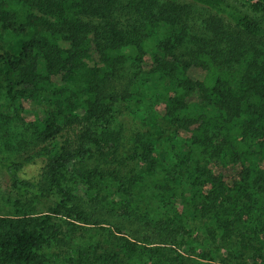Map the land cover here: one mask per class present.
<instances>
[{
  "label": "trees",
  "instance_id": "16d2710c",
  "mask_svg": "<svg viewBox=\"0 0 264 264\" xmlns=\"http://www.w3.org/2000/svg\"><path fill=\"white\" fill-rule=\"evenodd\" d=\"M194 4L213 13L208 26L214 33L211 42H218L209 50L197 46L194 55L183 58L179 50L187 31L176 27L187 25L182 18ZM128 7L132 17L123 18ZM251 7L264 14V0H254ZM0 24L26 34L16 54L0 55V67L12 76L6 95L13 102L20 104L18 93H33L41 69L63 71L58 72L62 82L71 80L81 88L63 103L59 119L46 121L36 132L29 149L16 158L0 157L5 187L16 204L50 202L52 214L81 218V210L49 196L45 183L59 186L60 173L71 160L88 155L86 142L96 140L87 137L88 123L106 116L123 92L103 66L115 63L109 61L112 51L128 50L145 74L142 92L133 99L144 106L146 118L153 124L179 123L176 144L164 159L183 177L169 181V190L177 216L198 220L204 237L199 249L187 240L183 251L173 254L165 246H150L148 235L141 243L122 238L125 264H264V23L228 0H0ZM34 98L47 100L39 92ZM67 103L75 105L77 114ZM209 121L216 124L212 135L202 126ZM143 147L138 157L148 161L151 146ZM186 191L197 199L186 203ZM15 212L0 215V264H41L37 251L55 232L51 215L35 216L21 207ZM232 230L239 240L222 261L218 244L231 240ZM210 242L218 246L205 251ZM139 252L146 254V262L134 260ZM88 260L84 251L78 252L77 264ZM106 260L118 264V253L92 264Z\"/></svg>",
  "mask_w": 264,
  "mask_h": 264
},
{
  "label": "rangeland",
  "instance_id": "374dc122",
  "mask_svg": "<svg viewBox=\"0 0 264 264\" xmlns=\"http://www.w3.org/2000/svg\"><path fill=\"white\" fill-rule=\"evenodd\" d=\"M228 1L254 20L264 23V14L251 7L254 0ZM128 10L129 7L120 15L123 18L132 17ZM212 16L213 13L205 7L191 5L182 18V22L185 21L187 25L176 27L183 34L187 31L185 41L180 45L181 57L190 58L199 50L197 46L205 47L200 48L204 50L216 47L218 41L211 42L214 33L208 26ZM123 23H127V20ZM24 34L9 31L0 24V55L16 54L15 46L25 41ZM196 35L198 38L194 39ZM202 37L208 38L210 42L203 41L200 39ZM255 41L261 44L260 39ZM89 53L95 59L98 57L91 51ZM36 57L39 63L44 60L41 54ZM108 57L109 61L115 63L110 62L107 66V62L103 68L113 72V86L123 92L110 104L111 111L106 116L91 119L88 123L87 137L96 139L86 142L88 155L71 160L60 173L59 186L45 183V191L49 196L57 201L65 199L69 206L82 211L81 218L66 219L52 214L50 202L29 199L16 204V198L7 192L4 174L0 169V215L15 214V209L19 207L23 212L35 216L51 215L49 224L55 232L46 236L47 240L37 251L41 264H77L79 251H84L89 257L87 264L114 252L118 253V264H125V250L122 249L124 239L141 243L142 237L148 235L150 246H165L173 254L176 249L183 251L182 243L189 242L187 240L199 249L204 237L200 234L198 220L186 222V219L177 216L179 212L175 210L178 206L174 204L173 193L169 190V181L183 177L178 167L164 159V153L176 144L174 137L179 123L164 120L153 124L146 118L144 106L133 99L134 93L142 92L145 74L139 71L136 57L130 51H112ZM40 72V80L32 94L16 95L19 104L6 95L7 78L12 76L0 67L1 158H16L29 149L36 132L44 128L46 121L59 119L63 103L71 100L76 95L74 93L81 89L71 80L68 84L62 82L58 72L63 71L41 69ZM239 82L237 80L234 85L237 87ZM38 92L44 93L47 100L35 99L34 95ZM65 105L72 108V114H77L75 105ZM215 125L214 121H209L202 126L208 135H212ZM144 143L151 146L148 161L138 157L144 152ZM224 149L230 150L228 145ZM189 183L185 185L191 186V180ZM190 194L186 191V203L197 199ZM231 233V240L218 244L222 261L227 257L226 252L234 251L239 240L238 233L235 234L234 230ZM218 245L210 242L203 248L207 251ZM146 259V254L141 252L134 256L136 262H146ZM104 264L113 263L106 260Z\"/></svg>",
  "mask_w": 264,
  "mask_h": 264
}]
</instances>
